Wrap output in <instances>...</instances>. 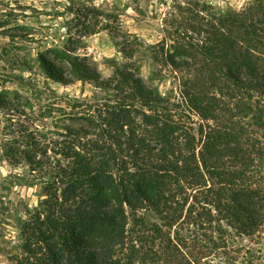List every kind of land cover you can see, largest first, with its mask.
Listing matches in <instances>:
<instances>
[{
  "label": "trees",
  "instance_id": "1",
  "mask_svg": "<svg viewBox=\"0 0 264 264\" xmlns=\"http://www.w3.org/2000/svg\"><path fill=\"white\" fill-rule=\"evenodd\" d=\"M177 2L172 51L157 46L155 60L173 69L180 100L129 68L105 84L78 57L64 58L70 75L43 60L54 82L114 96L78 102L60 118L77 126L55 138L20 131L43 199L20 219L15 264L252 263L234 236L264 237V0L222 14Z\"/></svg>",
  "mask_w": 264,
  "mask_h": 264
},
{
  "label": "rangeland",
  "instance_id": "2",
  "mask_svg": "<svg viewBox=\"0 0 264 264\" xmlns=\"http://www.w3.org/2000/svg\"><path fill=\"white\" fill-rule=\"evenodd\" d=\"M216 14L243 7L240 0H207ZM177 0H0V264H15L23 254L20 219H29L42 200V184L26 162L32 149L22 143L23 127L39 137L55 138L73 120L81 101L105 103L114 96L96 82H54L43 60L71 74L68 55L78 57L107 84L116 69L129 68L145 84L180 100V84L171 67L156 62V47L171 49L165 20ZM173 12V11H172ZM163 53L160 55L162 58ZM196 122L200 121L194 116ZM64 131V130H63ZM21 153V154H20ZM37 158L44 160L39 155ZM234 247L251 250L250 264H264V237L234 236ZM246 254V253H245ZM250 257V256H248ZM237 264H241L237 262Z\"/></svg>",
  "mask_w": 264,
  "mask_h": 264
},
{
  "label": "clouds",
  "instance_id": "3",
  "mask_svg": "<svg viewBox=\"0 0 264 264\" xmlns=\"http://www.w3.org/2000/svg\"><path fill=\"white\" fill-rule=\"evenodd\" d=\"M245 3V0H240V4L243 5Z\"/></svg>",
  "mask_w": 264,
  "mask_h": 264
}]
</instances>
